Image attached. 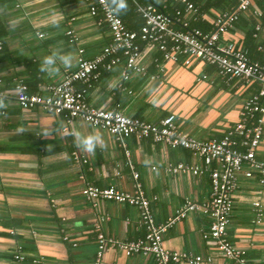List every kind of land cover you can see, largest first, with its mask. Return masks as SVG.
<instances>
[{"label":"crops","instance_id":"crops-1","mask_svg":"<svg viewBox=\"0 0 264 264\" xmlns=\"http://www.w3.org/2000/svg\"><path fill=\"white\" fill-rule=\"evenodd\" d=\"M92 4L93 0H0V264H11L18 248L26 255L25 264L36 258L46 264H155L152 256L128 257L116 247L98 258L96 227L118 241L133 242L145 235L137 208L108 201L94 206L81 193L88 185L132 192L128 161L152 201L157 223H165L187 200L204 204L210 199L209 172L194 153L135 136L125 139L124 149L113 135L80 119L68 123L64 116L40 107L25 110L17 102V83L46 96L48 85L77 69L80 49L91 60L112 42L102 12L90 14ZM133 22L137 26L141 18ZM243 38L234 29L223 37L234 43ZM155 54L145 53L140 61L144 73H134L126 81L123 64L102 70L87 91L88 103L152 123L173 114L183 133L212 140L240 121L244 101L260 90L254 82L227 81L203 62L185 66ZM45 58L52 59L51 66L44 64ZM78 135L98 137L99 143L91 152L83 150ZM256 156L264 161V135ZM181 163L199 165L202 173L167 171ZM259 180L257 173L251 178L238 174L227 235L248 261L264 264V186ZM211 223L203 211L191 212L168 229L164 247L210 257L213 264H236L212 239H204Z\"/></svg>","mask_w":264,"mask_h":264},{"label":"built area","instance_id":"built-area-1","mask_svg":"<svg viewBox=\"0 0 264 264\" xmlns=\"http://www.w3.org/2000/svg\"><path fill=\"white\" fill-rule=\"evenodd\" d=\"M176 1L184 5L185 15L191 17L198 15V9L189 0ZM254 1L238 0L235 7L218 14L213 19L212 29L209 32H203L198 28L182 31L172 27L174 20L152 4L138 6L144 24L138 31H132L118 16L110 0H94L89 9L90 14L96 16L99 11L102 12V21L107 25L112 37V42L102 50V53L94 59L87 60L82 55L83 50L80 49L77 69L67 73L59 83L48 85L46 96L30 93L24 83H17L16 100L22 109L40 107L54 115L64 116L68 123L80 119L113 135L124 149L125 139L135 136L139 139H151L170 148L188 150L201 159L204 168L209 172L211 180L209 201L198 204L187 200L165 223L155 221L151 210L152 201L146 196L139 181V174L133 169L130 161L128 162L134 183L132 192L112 186L101 188L88 185L83 188L82 196L94 206L108 201L137 208L140 212L139 223L145 228L143 238L125 242L105 236L99 227H96L98 258L107 249L116 247L128 257L152 256L155 264H180V262L213 264V259L210 257L171 252L163 243L164 235L170 227L185 219L191 212L203 211L212 219L209 231L203 234L204 239H212L217 249L236 264H259L248 261L243 251L232 244L228 239L227 227L232 216V193L237 188L238 174L242 173L245 177L251 178L257 173L260 177L259 183L264 186V161L256 156L264 135V67L258 62H252L246 52L238 49L234 42L223 39L249 8L253 7L257 16L262 15L260 9L254 5ZM179 14L181 12L177 11V15ZM182 27L186 29L188 22L182 21ZM260 29V25H257L256 31ZM147 52L158 53L163 61L181 63L185 66L191 65L193 61L203 62L214 67L217 74L227 81L240 79L246 83L254 82L259 84L260 90L244 101L240 111V121L221 138L212 140H200L183 133L173 114L157 123H152L127 117L116 111L99 109L88 103L87 91L98 81L102 70L109 71L123 64L122 79L129 80L134 73H144L140 61ZM77 83L83 84L84 88L78 89ZM126 154L128 155L127 151ZM202 170L199 165L190 166L182 163L167 168V171L174 174L190 172L199 175ZM254 207L259 208V203H254ZM25 262L26 255L18 248L11 264H25ZM33 264L46 263L36 258L33 259Z\"/></svg>","mask_w":264,"mask_h":264},{"label":"trees","instance_id":"trees-1","mask_svg":"<svg viewBox=\"0 0 264 264\" xmlns=\"http://www.w3.org/2000/svg\"><path fill=\"white\" fill-rule=\"evenodd\" d=\"M94 1V0H93ZM198 9V15L194 17L185 15L184 5L176 0H110V4L117 9L118 15L129 30L138 31L144 24V18L138 11V6L154 5L158 10L174 21L172 27L179 30H187L198 28L203 32H209L212 27L211 21L218 14L228 11L238 4V0H189ZM123 5V7H121ZM254 5L262 12L261 16L255 14L254 8H249L242 14L239 20L230 30L241 31L243 33V41L237 42L236 47L246 52L248 58L252 62H258L264 66V0H255ZM177 11L181 14L177 15ZM101 11H99L100 13ZM98 15V14H97ZM134 17V18H133ZM141 18V22L137 26L132 23L133 19ZM182 21L188 22V27H182ZM203 21V22H202ZM132 23V24H131ZM260 25L261 29L256 31V26ZM141 46L144 44L138 41ZM261 47V49L259 48ZM161 56L156 53L155 58ZM260 87V86H259ZM31 93V92H30Z\"/></svg>","mask_w":264,"mask_h":264},{"label":"clouds","instance_id":"clouds-1","mask_svg":"<svg viewBox=\"0 0 264 264\" xmlns=\"http://www.w3.org/2000/svg\"><path fill=\"white\" fill-rule=\"evenodd\" d=\"M121 7H123V5H121ZM65 64L68 63V60L67 59H64L63 61ZM53 63L52 59L51 58H45L44 60V64L45 65H49L51 66ZM42 70H44L42 68ZM50 71H55L54 68H49ZM77 140L79 141V144L80 146L82 147L83 150H86V151H93L96 144L99 143V138L98 137H94V136H87V137H81V136H77Z\"/></svg>","mask_w":264,"mask_h":264}]
</instances>
